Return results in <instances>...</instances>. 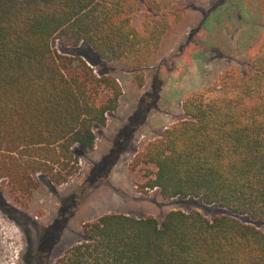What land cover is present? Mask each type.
<instances>
[{"label":"trees","instance_id":"trees-1","mask_svg":"<svg viewBox=\"0 0 264 264\" xmlns=\"http://www.w3.org/2000/svg\"><path fill=\"white\" fill-rule=\"evenodd\" d=\"M245 1L264 17V0ZM181 3L0 0V182L15 202L79 173L123 95L113 68L94 66L121 65L143 85L187 13ZM57 40L87 43L94 58L61 53ZM253 42L245 71L226 69L188 97L183 116L134 156L154 166L142 189L194 197L217 213H106L54 264H264V32ZM6 202L0 191L11 212Z\"/></svg>","mask_w":264,"mask_h":264},{"label":"rangeland","instance_id":"rangeland-1","mask_svg":"<svg viewBox=\"0 0 264 264\" xmlns=\"http://www.w3.org/2000/svg\"><path fill=\"white\" fill-rule=\"evenodd\" d=\"M181 5L187 13L168 35L163 54L145 68L143 85L121 65L99 61L94 66L113 68L123 95L98 132L94 149L80 157L76 176L54 187L43 183L28 205L15 202L0 182L11 209L0 206V264H54L83 239L85 223L110 212L160 220L173 209L217 213L218 208L194 197L163 198L156 188L142 189L154 166L135 165L134 156L183 116L188 97L226 69H247L253 41L264 32V17L245 0H182ZM55 47L94 58L87 43L73 48L57 40Z\"/></svg>","mask_w":264,"mask_h":264}]
</instances>
